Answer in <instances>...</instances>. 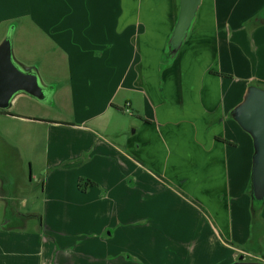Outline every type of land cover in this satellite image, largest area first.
Masks as SVG:
<instances>
[{"label": "crops", "instance_id": "obj_1", "mask_svg": "<svg viewBox=\"0 0 264 264\" xmlns=\"http://www.w3.org/2000/svg\"><path fill=\"white\" fill-rule=\"evenodd\" d=\"M263 12L264 0H200L170 55L179 0H0V42L10 26L34 44L44 36L55 59L44 67L32 52L19 59L37 67L50 104L61 80L70 98L64 121L3 115L54 129L52 154L40 161L43 192L56 171L71 173L74 185L66 198L52 186L46 204H103L111 213L87 233L84 264L264 263L245 248L264 246V203L257 223L251 212L253 142L232 118L247 87L264 89ZM75 178L93 185L80 188ZM80 236L52 238L43 248L49 264L60 256L52 242L74 247ZM4 239L0 264L25 261L13 250L19 241Z\"/></svg>", "mask_w": 264, "mask_h": 264}, {"label": "rangeland", "instance_id": "obj_2", "mask_svg": "<svg viewBox=\"0 0 264 264\" xmlns=\"http://www.w3.org/2000/svg\"><path fill=\"white\" fill-rule=\"evenodd\" d=\"M15 22L20 26L25 22V19H18ZM14 29L15 32L17 28ZM19 31L21 30L19 29L13 34L14 56L19 62L26 64L19 58L20 53L25 56L28 52H32L33 57H37L40 64L43 63V67L47 61L55 59L51 51L53 45L44 36L41 39L38 37L34 44L32 35H28L26 32L19 34ZM2 34L0 32V36ZM19 40L23 43L22 50L20 47L18 48ZM57 84L60 85L58 95H56L59 97V101L54 100L58 107H55V103L50 104V101L41 103L33 98L20 96L19 99L17 98L16 108L13 104L9 111L17 115L24 112L23 114L33 118L56 120L57 122L70 119L72 108L68 104L70 98L65 89L66 83L61 80ZM123 115H126L124 111ZM46 125L15 118H4L0 113V234L6 237L4 239L6 244H9V237L13 238L15 242V239L19 241L15 243L19 247L14 245L13 250H18L19 257H24L25 261L21 260V264H49L51 260L49 261V255L44 254L43 248L48 247L52 238H62L73 233L82 235L80 236L82 241L74 247L72 242L66 241H59L56 244L52 242V244L59 251L60 256L55 259L58 261L57 264L63 262L65 264H72V262L84 264L91 260L83 256V254L90 253L88 250L84 252L85 248L87 246L89 248L90 244L92 246L90 241L87 242L90 237L87 233L97 232L100 226L105 224L104 220L111 216V213L109 209H105L103 204L82 202L78 206L77 204L73 206L62 204L54 207L51 204V208H49V204H46L45 195L50 196V191H53L54 188H56L55 197L66 198L69 196L66 192L74 185L71 173L56 171L49 175L47 192H43V180L47 171L40 161L45 160L48 151L49 154H52L50 150L53 146L49 144L48 148L47 139L50 137L49 131L51 130V133L54 131L53 128L48 130ZM77 184L79 187L85 188L88 183L86 180L76 179L75 186ZM52 186L54 188H51ZM114 217H116V213ZM256 220H260L258 215ZM135 226L136 223L127 226L128 232L125 233V238L128 239V246H130L131 235L135 233ZM262 230L264 231V227ZM54 234H58V236ZM61 246L63 247L61 248ZM96 246L100 250L99 253H103V249L106 248L103 244ZM263 247L262 245L260 249H253L247 243L245 248L255 255L264 256ZM72 248L76 253L82 254L80 258L71 257L72 254L68 252V249L72 250ZM142 260V264H146L144 261L147 260ZM13 263L15 264V262ZM5 264H10V262ZM98 264H103L102 259L98 260Z\"/></svg>", "mask_w": 264, "mask_h": 264}, {"label": "water", "instance_id": "obj_3", "mask_svg": "<svg viewBox=\"0 0 264 264\" xmlns=\"http://www.w3.org/2000/svg\"><path fill=\"white\" fill-rule=\"evenodd\" d=\"M200 0H179V16L172 32L170 55L176 53L191 26ZM13 26L0 42V111H7L19 96H27L41 103L49 99L47 87L37 67L24 65L13 53ZM232 118L253 142L251 168V197L258 202L264 200V89L247 87L242 101L232 110ZM233 264H264L245 261L239 256Z\"/></svg>", "mask_w": 264, "mask_h": 264}, {"label": "trees", "instance_id": "obj_4", "mask_svg": "<svg viewBox=\"0 0 264 264\" xmlns=\"http://www.w3.org/2000/svg\"><path fill=\"white\" fill-rule=\"evenodd\" d=\"M263 18H264V12H263ZM0 113L3 114V115H11V114L8 113L7 111H0ZM87 183H88V184L86 185V187H87L88 185H93L91 182H88V181H87ZM80 188H82V187H80ZM263 203H264V200L261 201V202H258V201H255V200L251 197V212H252V214H253V219H252V220H253V223L257 222L256 217H257L258 212H259L260 209L262 208ZM262 260H264V257H262Z\"/></svg>", "mask_w": 264, "mask_h": 264}, {"label": "built area", "instance_id": "obj_5", "mask_svg": "<svg viewBox=\"0 0 264 264\" xmlns=\"http://www.w3.org/2000/svg\"><path fill=\"white\" fill-rule=\"evenodd\" d=\"M124 112H126V113H130L129 108H128V107H125Z\"/></svg>", "mask_w": 264, "mask_h": 264}]
</instances>
